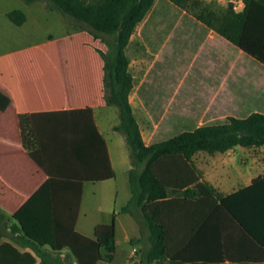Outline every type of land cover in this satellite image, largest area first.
<instances>
[{"label":"trees","instance_id":"trees-1","mask_svg":"<svg viewBox=\"0 0 264 264\" xmlns=\"http://www.w3.org/2000/svg\"><path fill=\"white\" fill-rule=\"evenodd\" d=\"M26 1L31 3L36 0ZM44 1L48 8L57 9L70 17L77 29L90 31L108 46V50L96 48L104 60L105 99L108 104L119 108L120 122L115 128L125 133L135 156L134 166L129 170L132 194L120 212L130 213L138 222L144 220L148 226L151 244L143 255V261L146 264H228L225 253L227 234L220 222L221 214L231 218L244 235L264 249V175L255 178L246 187L224 194L209 182H197L186 167L199 151L224 152L237 145L264 147V110L252 109L245 114L220 100L219 112L224 115L221 120L185 128L171 137L147 144L129 98L134 76L129 68L126 49L138 24L154 9L157 0ZM163 1L178 7L183 16L182 24L173 27L176 45H199L208 31L214 29L242 49L248 59L245 62L246 77L240 78L241 84L252 76L254 65L264 69V0H244L245 6L241 11L234 10L232 5L224 11H216L200 0ZM7 15L18 25L26 20V13L20 8L12 9ZM184 33L189 36L182 38ZM210 61H214L219 79L229 67L214 52L204 48L173 96L170 108L161 121L162 128H167L168 122L182 120L181 111L188 99L198 96ZM159 90L160 87L153 84H149L147 89L142 85L139 93L145 104L152 106ZM9 102V96L0 92V108H6ZM206 105L207 101L202 100L199 113ZM54 113L72 117L77 124H82L85 130L92 131L99 138L105 148V173L93 176L78 170H61V161H72L71 154H58V160L49 154L45 156L50 149L41 132H37V142L33 143L29 128L31 116L20 115L23 143L30 155L47 171L49 178L12 215L15 220L12 229L19 231L24 245L31 246L37 253L42 252V246L49 245L54 251L68 248L78 264L112 261L117 248L115 220L97 224L93 237L76 230L83 183L115 176L105 140L95 124L91 107ZM81 150L73 153L76 155ZM136 166L142 167L137 169ZM46 192H53L50 197L60 201L59 218L52 212L53 208L37 207V202ZM173 195L208 197V215L200 220L201 224L196 229L193 226L189 241L181 245L170 241V223L176 219L175 212L179 206L174 203V198H168ZM6 217L0 211V222ZM201 239L211 241L198 243ZM0 264L51 263L45 258L37 263L31 252H22L5 241L0 244Z\"/></svg>","mask_w":264,"mask_h":264},{"label":"crops","instance_id":"crops-1","mask_svg":"<svg viewBox=\"0 0 264 264\" xmlns=\"http://www.w3.org/2000/svg\"><path fill=\"white\" fill-rule=\"evenodd\" d=\"M34 3L35 1L26 4L32 8ZM41 9L48 10L50 8L47 7L46 2H43V6L39 10ZM11 10L5 9L2 12V17L6 21V27L13 31L19 41L15 44L8 43L9 45L0 48V92L10 98L7 107L4 109L0 108V211L7 216L6 220L0 222V244L9 241L22 252H31L36 257L37 263L42 258H45L51 264H78L70 250L65 247L60 251H54L49 245H44L41 247L42 252L37 253L31 246L24 245L22 238L19 237V231L12 229V225L15 222L12 215L49 178L47 171L30 155L23 143L20 115L31 116L29 128L33 143L36 144L37 142V132H41L47 148L50 149L45 152V156L49 154V156L51 155L58 160V154H71L72 161H61V163L63 162L60 167L61 170H78L91 173L93 176H100L101 173H105L106 158L105 148H103L99 138L92 131L85 130L82 124H77L72 117L54 113L56 111L85 107L92 108L95 124L105 140V147L108 151L112 168L115 171L114 177L83 183L76 230L86 236L93 237L95 226L99 223H108L107 218L109 213L111 214L109 201L102 203L99 193L101 195L107 189L106 193L110 196L108 197L109 199L115 194L111 181L116 178V170L106 130L110 129L114 133L120 132V130L115 128L119 122L111 121L112 105L108 104L105 99L104 60L96 49L105 50V45L100 38H96L86 29L70 28L59 35H43L36 30L35 23H33L35 22L34 19H36V12H29L28 8H23L22 10L26 13V20L18 25L12 22L7 15ZM30 14L33 15L32 18H30ZM62 18L65 22L67 21L64 15ZM212 30L214 29L208 31L199 45H176L177 49L182 48V52L191 46L198 49L191 67L183 77L182 82L190 72L195 58L204 48L214 52L220 59L217 50L205 41ZM188 36V33H184L182 38H187ZM60 47H74L76 52L73 51V53L60 59ZM240 50L244 53L242 49ZM221 61L228 64L227 71L219 79V75L214 70V61H210L211 64L206 69L203 84L209 75L214 77L215 80H221L228 73L231 64L228 61ZM246 61H248L247 58L243 63L245 72L241 77H246ZM253 67H259L264 72V69L258 65ZM253 67L251 68L252 76L241 84L244 87L243 96L250 101L251 99L254 100L253 106L250 102L247 108L237 109L242 110L245 114L250 113L252 109L264 110V91L258 96H254L251 91L247 90L255 88L257 84ZM142 83L136 86L134 79V87L131 93L135 91L144 100L139 93ZM148 85L145 87L146 89ZM202 88L203 86L200 90ZM157 95L155 98L158 97ZM220 96L219 94L217 100ZM205 98L206 96H201V100H205ZM227 104L231 105L230 103ZM215 106L217 105L213 104L211 107ZM255 147L264 150L263 146L237 145L224 152L210 153L199 151L186 164L188 173L197 182H209L217 191L224 194L232 193L250 185L255 178L264 175V156L260 157L252 153V149ZM78 149L82 150L75 155L73 151L77 152L76 150ZM241 150L244 152L248 151V154L240 158L238 152ZM131 167L132 165L128 169V175ZM87 187L93 188V195L96 197L95 200H91L90 204L92 206L89 204L84 210V197ZM46 193L37 202V207L53 208L52 212L59 218L60 201L50 197L53 192ZM168 198H174V203L179 205L178 210L175 212L176 219L170 223V241L178 242L177 244L181 245L189 241L193 226L196 229L201 224L200 220L208 215L206 210L208 205L206 198L208 197L186 198L183 195H173ZM193 207L195 208L193 209ZM119 213L123 212L119 211ZM132 217L134 218V216ZM221 217L222 228L227 234L225 236L226 262L228 264L264 262V249L257 246L244 235L235 222L227 215L221 214ZM134 220L139 225L135 218ZM91 230H93V233H90ZM188 231L190 233L187 235ZM131 240L133 241L134 238ZM137 241L140 242L138 239ZM208 241L210 242L211 239H201L198 243H206ZM102 251L105 252V249L102 248Z\"/></svg>","mask_w":264,"mask_h":264},{"label":"rangeland","instance_id":"rangeland-1","mask_svg":"<svg viewBox=\"0 0 264 264\" xmlns=\"http://www.w3.org/2000/svg\"><path fill=\"white\" fill-rule=\"evenodd\" d=\"M200 1L203 5H207L216 11H224L228 6L234 5L232 0ZM43 2L45 1L36 0L31 8L27 6L26 3L29 2L26 0H0V48L19 41L13 31L6 27V21L2 17V12L5 9L28 8L29 12H36V19L33 23H35L36 30L43 35H59L70 28H76L72 19L57 9L39 10L42 8ZM63 15L67 20L66 22L62 18ZM32 17L33 15L30 14V18ZM182 18V13L179 12L178 7H174L168 2L165 3L163 0H157L154 9L138 24L126 49L130 59L129 68L134 75L136 86L143 82L142 85L145 87L149 83L160 87L156 102L152 106L145 105L144 100L135 91L130 94L134 113L147 144L171 137L185 128L221 120L222 115H220L218 108L220 100L224 103H230L236 109L247 108L250 102L252 106L254 105V100L251 99L250 101L243 96L244 87L240 83V78L245 72L243 63L246 57L244 53L216 30H212L205 41L217 50L221 60L231 64L228 73L221 80H215L209 75L199 95L188 99L186 107L182 110V120L168 122L165 129L161 127V121L169 110L172 97L198 52L194 46L185 49L184 52L181 51L182 48L177 49L176 47V42L173 39V27L181 25ZM102 42L105 45V50H108L107 44ZM73 51L76 52L74 47H60L59 58L62 59ZM253 68L256 73L257 84L255 88L247 90L251 91L254 96H258L264 91V72L259 67ZM219 94L221 96L217 100ZM203 95L206 96L205 101L208 102V105L203 112L199 113L198 108L202 104L201 96ZM213 104L217 106L211 107ZM112 110L111 121L120 122L119 108L112 105ZM106 134L112 148L116 170V178L111 181L115 194L109 199L110 196L106 193V189L101 195L99 193V197H101L102 203L109 201L111 214L109 213L107 220L109 222L115 220L117 223L118 243L114 259L112 261H100L99 264H146L143 261V255L150 246L149 229L146 222L142 220L138 225L131 214L119 213L121 207L127 203L131 196L128 169L131 165L134 166L133 149L127 143L124 132L114 133L109 129L106 130ZM252 153L260 157L264 156V150L259 147L253 148ZM246 154L248 151L241 150L238 152L240 158ZM142 166H136V168L141 169ZM92 189L91 187L86 189L84 210L92 199L95 200L96 196L93 195ZM90 233H93V230ZM138 235L139 237H137Z\"/></svg>","mask_w":264,"mask_h":264},{"label":"built area","instance_id":"built-area-1","mask_svg":"<svg viewBox=\"0 0 264 264\" xmlns=\"http://www.w3.org/2000/svg\"><path fill=\"white\" fill-rule=\"evenodd\" d=\"M234 2L233 8L236 11H241L243 10L245 3L244 0H232Z\"/></svg>","mask_w":264,"mask_h":264}]
</instances>
